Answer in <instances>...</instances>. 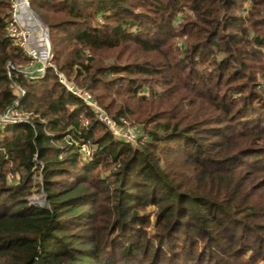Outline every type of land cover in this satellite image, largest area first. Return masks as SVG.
<instances>
[{
    "label": "trees",
    "instance_id": "16d2710c",
    "mask_svg": "<svg viewBox=\"0 0 264 264\" xmlns=\"http://www.w3.org/2000/svg\"><path fill=\"white\" fill-rule=\"evenodd\" d=\"M31 2L57 68L147 141L116 138L53 67L10 78L28 59L0 0V114H32L0 126V264H264V0Z\"/></svg>",
    "mask_w": 264,
    "mask_h": 264
},
{
    "label": "built area",
    "instance_id": "2783aa9c",
    "mask_svg": "<svg viewBox=\"0 0 264 264\" xmlns=\"http://www.w3.org/2000/svg\"><path fill=\"white\" fill-rule=\"evenodd\" d=\"M6 35L28 59L26 63L19 66L8 62L7 67L10 78L13 76V71H16L31 80L39 79L45 75L49 67H53L66 89L82 98L95 111L98 120L116 138L137 144L147 141V136L144 135L139 126L131 125L127 118L118 120L112 117L90 90L68 79L65 73L56 67L53 63L54 53L48 28L38 19L32 8L31 0H9ZM13 87L21 97L25 95V89L15 80H13ZM23 114L18 98L0 114V126L28 121ZM80 150L85 160L92 158L93 148L88 143L82 144Z\"/></svg>",
    "mask_w": 264,
    "mask_h": 264
},
{
    "label": "rangeland",
    "instance_id": "374dc122",
    "mask_svg": "<svg viewBox=\"0 0 264 264\" xmlns=\"http://www.w3.org/2000/svg\"><path fill=\"white\" fill-rule=\"evenodd\" d=\"M8 2H9V0H8ZM31 4H32V2H31ZM32 8H33V6H32ZM33 10L37 13V11L33 8ZM9 11V10H8ZM247 12V9H245L244 10V14ZM42 22L44 23V25H46V27H48V31H49V37H50V42H51V46H52V41H51V36H50V29H49V26L42 20ZM179 44H181V43H179ZM52 50H53V53H54V49H53V46H52ZM54 55H55V53H54ZM54 58V57H53ZM53 63L55 64V62L53 61ZM22 64H24V62H18V63H15V65H17V66H19V65H22ZM56 65V64H55ZM57 67V66H56ZM29 79V78H28ZM41 78H39V79H34V80H32V81H37V80H40ZM29 80H31V79H29ZM23 109V108H22ZM23 112H24V114H23V116L24 117H26L28 120H30L31 119V117H32V114L30 113V112H28V111H24L23 110ZM130 121V120H129ZM130 123H131V125H134V126H139L140 128H141V130H142V126H141V124L140 123H135V122H131L130 121ZM9 125H11V124H9ZM2 126H6V125H2ZM142 132H143V130H142ZM144 133V135H145V132H143ZM147 136V135H146ZM133 144H135V146H138V145H140V144H137V143H133ZM34 178H35V180L37 181V183H39L40 182V178H41V176H40V171H38L37 169H36V171H35V176H34ZM46 194L44 193V191L42 190V189H40V187L39 188H36L35 190H34V193L28 198V201L31 203V199H33V204H35V205H45L47 202H45L44 203V200H43V196H45Z\"/></svg>",
    "mask_w": 264,
    "mask_h": 264
},
{
    "label": "water",
    "instance_id": "95a60500",
    "mask_svg": "<svg viewBox=\"0 0 264 264\" xmlns=\"http://www.w3.org/2000/svg\"><path fill=\"white\" fill-rule=\"evenodd\" d=\"M36 14H37L38 19H39L40 21H42L41 16H40L38 13H36ZM47 28H48V27H47ZM42 198H43V200H44V203L47 202V196H46V195L43 196ZM30 201H31V203L33 204V199H31Z\"/></svg>",
    "mask_w": 264,
    "mask_h": 264
}]
</instances>
